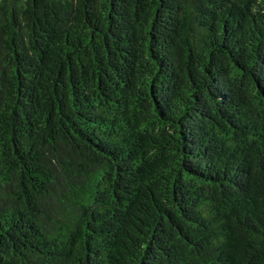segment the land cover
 Wrapping results in <instances>:
<instances>
[{
    "label": "trees",
    "instance_id": "16d2710c",
    "mask_svg": "<svg viewBox=\"0 0 264 264\" xmlns=\"http://www.w3.org/2000/svg\"><path fill=\"white\" fill-rule=\"evenodd\" d=\"M0 264H264V0H0Z\"/></svg>",
    "mask_w": 264,
    "mask_h": 264
}]
</instances>
